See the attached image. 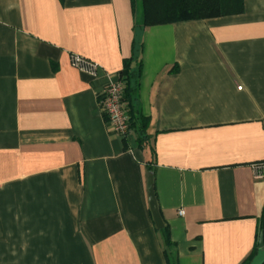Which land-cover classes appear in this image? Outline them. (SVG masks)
<instances>
[{
    "label": "crops",
    "instance_id": "0c3cea01",
    "mask_svg": "<svg viewBox=\"0 0 264 264\" xmlns=\"http://www.w3.org/2000/svg\"><path fill=\"white\" fill-rule=\"evenodd\" d=\"M242 2L241 14L134 31L131 0H0V264L254 259L264 0ZM134 43L144 148L112 133L98 105ZM149 172L168 248L147 205Z\"/></svg>",
    "mask_w": 264,
    "mask_h": 264
},
{
    "label": "trees",
    "instance_id": "16d2710c",
    "mask_svg": "<svg viewBox=\"0 0 264 264\" xmlns=\"http://www.w3.org/2000/svg\"><path fill=\"white\" fill-rule=\"evenodd\" d=\"M61 3L64 0H59ZM134 19V31L145 28L172 25L182 22L200 21L214 17L233 16L243 11L242 0H131ZM135 43L132 58L124 62V67L118 74V79L124 84L123 102L129 117V131L136 136L138 147L144 148L149 142L147 129L150 119L139 114L134 109L133 102L141 77V64L136 70L130 69L131 62L136 61ZM137 53V52H136ZM164 234V245L170 247L167 227L160 230ZM263 234L264 240V209L260 219L258 234ZM255 256V254H254ZM167 264H177L176 260L166 255ZM253 257L246 264H251Z\"/></svg>",
    "mask_w": 264,
    "mask_h": 264
},
{
    "label": "built area",
    "instance_id": "2783aa9c",
    "mask_svg": "<svg viewBox=\"0 0 264 264\" xmlns=\"http://www.w3.org/2000/svg\"><path fill=\"white\" fill-rule=\"evenodd\" d=\"M71 66L91 76H97L100 71L98 65L87 61L79 56L70 55ZM124 84L119 80L112 81L106 89L99 95L98 105L100 114L106 119L110 130L115 135L126 138L129 134V117L127 115L126 106L123 102ZM252 177L254 180H264V161L252 164ZM183 216V212L178 213Z\"/></svg>",
    "mask_w": 264,
    "mask_h": 264
},
{
    "label": "water",
    "instance_id": "95a60500",
    "mask_svg": "<svg viewBox=\"0 0 264 264\" xmlns=\"http://www.w3.org/2000/svg\"><path fill=\"white\" fill-rule=\"evenodd\" d=\"M146 191H147V200H148V206L149 211L152 217L153 224L155 226L156 231L163 230L164 223L162 219L160 218V213L158 211L155 195H154V189H153V174L152 172H149L147 175L146 180ZM258 253L252 260L251 264H264V240H263V234L261 233L259 236L258 241Z\"/></svg>",
    "mask_w": 264,
    "mask_h": 264
}]
</instances>
